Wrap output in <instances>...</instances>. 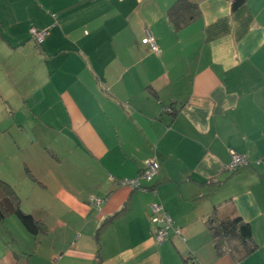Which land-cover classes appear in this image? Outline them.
<instances>
[{
  "label": "crops",
  "instance_id": "1",
  "mask_svg": "<svg viewBox=\"0 0 264 264\" xmlns=\"http://www.w3.org/2000/svg\"><path fill=\"white\" fill-rule=\"evenodd\" d=\"M232 1L175 31V0H0V179L44 229L0 264H264V0ZM232 151L249 166L225 170ZM148 159L179 230L161 244L154 197L120 185ZM215 208L250 225L243 261L217 255Z\"/></svg>",
  "mask_w": 264,
  "mask_h": 264
},
{
  "label": "trees",
  "instance_id": "2",
  "mask_svg": "<svg viewBox=\"0 0 264 264\" xmlns=\"http://www.w3.org/2000/svg\"><path fill=\"white\" fill-rule=\"evenodd\" d=\"M246 1L247 0H233L232 9L233 10L238 9ZM167 17L175 31H180V30L185 29L190 24L194 23L200 18L199 0H175V2L171 5L169 10L167 11ZM150 35L152 36V34ZM154 41L156 43L155 38H154ZM35 44L38 47H41L43 42L41 44H37L35 42ZM143 45L147 46L149 50L153 52L149 44H143ZM162 112L170 116H173L175 114L174 108L172 109L171 106L166 107L165 109H163ZM246 158H247L248 163L245 166H249L250 162L247 156ZM262 161H257L256 163L258 164V163H261ZM144 162L142 163V167L139 173L142 172L143 170ZM158 165H159V162H158ZM245 166H241V167H245ZM241 167H238V168H241ZM159 168H160V165H159ZM238 168H235L234 170L229 171V172H233ZM158 171L159 169L157 170V172ZM155 175L148 181L140 180V188L132 190V191H138L141 193H150L154 197V200L149 203V209H150V205L154 203L161 205V207L163 208L161 202L157 200V196H158L157 189L155 187H148V186L143 185L144 182L151 183ZM163 212H164V209H163ZM151 215L152 213L150 210V217ZM13 216L18 219V221L23 226V228L31 235L37 236L39 233L44 232L43 224L40 221L34 219V217L30 215L29 213L26 214V212L22 209L21 199L18 196L17 192L14 190L13 186H11L9 183L0 179V224ZM167 217L169 218L168 215ZM109 220L104 222L103 225L105 226V224L108 223ZM150 223H151V220H150ZM172 225H173V222H172ZM205 226L209 233L211 241L214 245V249L217 255L219 256L229 254L234 260V262H237V261L239 262V261H243L244 259H246L252 253H254L257 249V245L253 241L250 225L244 222L237 215L228 214L220 218L218 214L216 213V208H215L214 213L206 219ZM173 228H175L174 225H173ZM152 233H153V225H152ZM167 238L164 241H166ZM189 262H192L193 264H195V260H193L192 257L185 259V264Z\"/></svg>",
  "mask_w": 264,
  "mask_h": 264
},
{
  "label": "built area",
  "instance_id": "3",
  "mask_svg": "<svg viewBox=\"0 0 264 264\" xmlns=\"http://www.w3.org/2000/svg\"><path fill=\"white\" fill-rule=\"evenodd\" d=\"M31 38L37 43L41 44L45 37L46 32L39 31L35 28L30 29ZM143 44H149L154 53H159L158 46L156 45L154 38L147 32L146 36L142 40ZM168 111V109H167ZM247 158L245 155H240L234 151L231 152L230 162L226 166V170L232 171L235 168L247 165ZM159 169L158 162L155 159H149L144 162V167L142 172L139 173L138 177L134 179H122L120 180V185L127 186L131 190H135L140 188V180H150ZM91 201L98 205L103 201L100 198H92ZM151 210V223L153 225V237L156 243H162L167 237L169 230H174L177 234H179V230L173 228L172 221L167 215L163 212V208L161 205L154 203L150 205ZM187 264H193L189 262Z\"/></svg>",
  "mask_w": 264,
  "mask_h": 264
},
{
  "label": "rangeland",
  "instance_id": "4",
  "mask_svg": "<svg viewBox=\"0 0 264 264\" xmlns=\"http://www.w3.org/2000/svg\"><path fill=\"white\" fill-rule=\"evenodd\" d=\"M31 153L32 152H30L29 154H31ZM22 164H23V170L21 172H18V174L20 173L22 178L24 177L26 179V172L27 171L24 170L26 163L22 162ZM27 164L32 166V164H34V163L27 162ZM39 168L40 167H36L37 171H40V170H38ZM60 170H62V169H60ZM0 172H3V171L0 169ZM0 175H2V174H0ZM29 183H31V182L29 181L28 184ZM122 187L128 188L127 186H122ZM24 198H25V196H24ZM92 198H94V197L90 198V200H89L90 204L93 207L100 209V204H98V205L94 204L91 201ZM101 200L104 201L103 199H101ZM22 209L26 212V214H28L27 213L28 211L26 210V208L22 207ZM27 239L29 241H32L33 239H36V236H33L30 233H28L23 228V226L20 224V222L18 221V219L16 217L13 216V217H10L9 219H7L6 221H4L3 223L0 224V257H2V255L7 250H10L12 252L18 251L17 250L18 247H22L21 245H24V243Z\"/></svg>",
  "mask_w": 264,
  "mask_h": 264
}]
</instances>
